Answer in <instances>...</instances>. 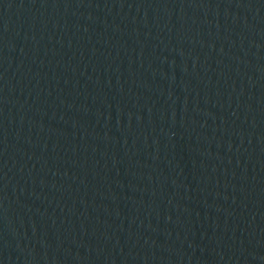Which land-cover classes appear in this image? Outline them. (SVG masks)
<instances>
[{
    "label": "water",
    "instance_id": "1",
    "mask_svg": "<svg viewBox=\"0 0 264 264\" xmlns=\"http://www.w3.org/2000/svg\"><path fill=\"white\" fill-rule=\"evenodd\" d=\"M0 264H264V0H0Z\"/></svg>",
    "mask_w": 264,
    "mask_h": 264
}]
</instances>
